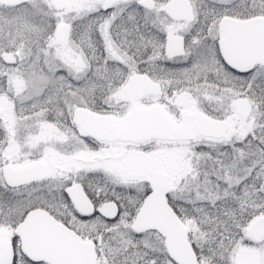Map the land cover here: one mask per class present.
Segmentation results:
<instances>
[{
	"label": "snow or ice",
	"instance_id": "obj_1",
	"mask_svg": "<svg viewBox=\"0 0 264 264\" xmlns=\"http://www.w3.org/2000/svg\"><path fill=\"white\" fill-rule=\"evenodd\" d=\"M0 264H264V0H0Z\"/></svg>",
	"mask_w": 264,
	"mask_h": 264
},
{
	"label": "clouds",
	"instance_id": "obj_2",
	"mask_svg": "<svg viewBox=\"0 0 264 264\" xmlns=\"http://www.w3.org/2000/svg\"><path fill=\"white\" fill-rule=\"evenodd\" d=\"M39 83H48V81L45 78L41 77L39 78Z\"/></svg>",
	"mask_w": 264,
	"mask_h": 264
}]
</instances>
